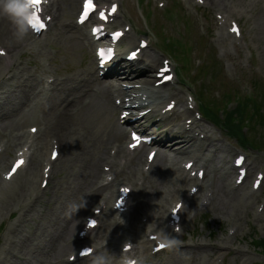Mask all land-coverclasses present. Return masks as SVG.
I'll return each instance as SVG.
<instances>
[{
  "label": "rangeland",
  "instance_id": "obj_1",
  "mask_svg": "<svg viewBox=\"0 0 264 264\" xmlns=\"http://www.w3.org/2000/svg\"><path fill=\"white\" fill-rule=\"evenodd\" d=\"M57 1L55 4H57ZM80 1H75L74 6L71 8L67 5L64 10L60 4L59 6L57 4V23L49 31L44 43L25 49L23 51L24 64L20 66L23 72L19 77L0 87V92H2L0 101L4 99L2 101L3 105H6L11 100L19 101L24 93L31 91L33 103L41 104L40 100L45 99L46 96V93L42 91L44 78L47 75H54L57 78V86L48 104L52 103L56 98L63 99L64 103L75 100L79 111L73 117L72 124L75 126L69 124L68 128L75 127L77 131L83 134L77 145L75 144L57 165L55 169L56 178L51 185L52 188H48L45 198L35 207L38 212L35 214L37 220H40L41 214L44 215V218L38 222L39 224L33 221H26L25 233L32 232L37 227L39 232L32 237L34 246L28 250L23 248L21 251L23 252L22 256L16 260L15 264H63L60 261L65 259L66 254L77 248L74 245L58 252L55 249L57 243L46 244L42 242L44 238L42 234L47 235L55 229L54 224L56 221L61 222L67 211L66 207L70 204V199L75 197L72 191H77L80 187L79 176L88 171L87 169L93 165V159L96 160V156L105 148L106 154L104 157H107L108 147L114 143L115 138L103 143L102 141L105 140L106 136L105 132L113 126L119 125L117 111L113 106L102 107V109L92 99L89 104H83V101L88 98L86 91L89 86L90 88H95L99 82L103 81H99L96 74H92L95 66L93 58L94 48L85 42V33H88L89 29L78 31L74 25ZM71 2L72 0H65L66 4ZM240 2H242L241 5L237 4L232 7L234 16L240 22V27L243 30V39H238L235 44L229 40H224L223 32L226 29L220 26L215 13L216 10L213 9L214 7L199 4L196 0H121L117 16H119V19H125L123 22L121 20L122 25L131 23L133 29L130 33L131 35L133 33V39L136 36L137 43L139 38L151 39V45L148 47L146 54H144L147 60L152 59V57L160 60L163 57H170L173 60L177 79L172 82L179 90L178 96L183 100V103H181L183 106L179 104L181 109H185L193 97L199 105V94H201L199 92L205 88L204 97L209 103L214 104V107H225L224 103L228 101L229 108L227 113L232 111L227 115L221 111L223 114L219 113L216 116L220 122L227 121L225 124H229V118L239 116V114L235 113L239 110L242 111L244 106V104L236 102H241L245 96L252 93V89L257 93L252 96L257 97L251 101L250 105L252 108L255 105V107L264 109V37L260 34L262 33L264 0H242ZM160 3H165L166 5L159 6ZM175 42H178L179 47L173 48ZM123 43V45H127L128 41L125 40ZM166 43L171 46L166 45ZM184 48L186 51L182 52ZM36 69L43 70L36 76H32L31 72ZM236 95L240 99H237ZM192 104L194 105V103ZM38 112L39 110L35 108L30 113V119L28 118L21 124L16 123L18 118H6V122L8 120H13L14 122V124H10L12 135L15 136V134L22 132V130L24 131V129L26 130L33 124L35 115ZM248 112H250L249 109ZM192 113L191 111L185 114L181 120L191 117ZM82 117L84 120H82ZM259 120L258 118L249 125L237 120L238 131H236L235 137L228 134L224 125L218 124L220 126L218 128L204 119H199L195 124V128L198 130L197 133L200 132L199 128H205L207 132L210 131L208 134L221 139L224 151L219 150L217 153L218 164H221L227 158L229 163L225 166H229L230 163H233V158L238 153H244L248 162L251 159L253 160L252 166H254L253 172H255L249 178V187L256 172L264 171V118L258 124ZM209 121L211 122V120ZM2 127L6 129L4 125ZM8 135L10 136L9 131H3L0 135V140L7 139L9 141ZM41 135L48 138L51 133H43ZM11 149L14 151L15 147ZM7 154H10V157L13 155L11 152H5L0 155V158L6 157ZM145 154L144 152V159ZM7 160L9 161L8 158ZM102 161L98 162V168ZM249 174H251L250 171ZM152 176H154V173L150 178ZM94 182L95 179L94 181L90 180L85 187L90 189ZM166 186L165 184L161 187L163 192L166 190ZM148 191L147 185L140 195L145 192L144 195H146ZM5 196L4 190L0 188V197ZM98 197L99 195L94 198L93 202ZM263 198L264 185L257 202L245 212L247 219L241 222L242 226L237 235L226 241L230 246L239 247L245 253L234 254L226 251L225 262L219 264H264V244H262L263 246L260 244L264 242V214H257L254 218L257 203L261 202ZM9 201L13 204L16 203V199H9ZM93 202H90L89 209ZM143 208V206H138L137 212L132 214L135 221H140V216L143 215ZM9 211L5 210L3 213H5L6 217L0 219L1 247L9 235L7 230L18 216V212H15L9 217L7 215ZM215 215L213 206L212 209L200 211L193 221L189 219L186 224L185 241L191 243L206 240V242L210 241L215 244L222 238H227L230 227L229 220L233 218L226 214L223 218ZM110 216L108 215L107 217ZM133 219L132 221H134ZM107 222L106 216H104L102 223H100L101 225L92 234L91 241L96 240L97 244L110 242L108 247L94 255L93 262H95L98 254H103L108 259L119 257L118 245L115 248V243L121 236L114 237L112 230L109 227L105 228ZM73 230L70 231V234H72ZM103 230L105 236H101ZM105 230H110V233H106ZM120 232L123 233V230L121 229ZM27 245L30 244L28 243ZM37 246L40 247L38 248ZM209 251V253L217 252L216 249L215 251ZM199 253L202 254L203 252ZM199 253H196V255H199ZM187 255L192 257V252L169 250L157 257L149 260L146 258L145 260L148 261L146 264H179L180 262L177 263V259Z\"/></svg>",
  "mask_w": 264,
  "mask_h": 264
},
{
  "label": "bare ground",
  "instance_id": "obj_2",
  "mask_svg": "<svg viewBox=\"0 0 264 264\" xmlns=\"http://www.w3.org/2000/svg\"><path fill=\"white\" fill-rule=\"evenodd\" d=\"M75 1L77 0H72L73 3L71 2L69 4H66L65 0H58V3L60 4L61 8L64 10V7H67V5H69V8L74 6ZM207 1L211 2L214 9L217 8L221 12L222 16H224V13L228 14L229 16L230 15L234 16L232 7L236 6L237 4L241 5L242 3L240 2L242 0H219V1L207 0ZM11 31L12 29L10 22L4 17H0V37H2V42L4 46V47L1 46L0 49H5L6 51L10 50L9 51L10 53L14 50H17L16 47L21 46V42L14 41ZM261 32L262 33L260 34H262L264 37V16H263V23L261 24ZM23 41H26L28 44H30L31 40H29L28 34ZM148 61L150 62L145 61V59L142 57V60L135 62V71L139 73V71L141 70L146 74L145 76L139 78V83L142 84L141 86H145V87L149 85H153L154 90H156L157 92H162V88H164V85L155 86L156 80H154L152 77L153 71L160 64V59H154L152 57V59ZM8 66L9 65H7L6 67ZM121 66H123V64H121ZM131 69H132V73L134 74L135 71L133 66ZM42 70L43 69H36L34 72L31 71L30 72L32 76H36V74L41 73ZM93 73L94 74L96 73V68L93 69L92 74ZM111 76L116 81H120L123 75H121V73L119 72H113L109 75V77ZM105 82L104 81L99 82V84L95 88H90L89 86L88 90L86 91L87 96H90L92 100L96 101V104L100 105L101 108L102 107L105 108L107 106H111V107L114 106L113 94L115 91H117L114 89H110V86ZM172 88L174 90H177L175 87ZM119 90H121V88H119ZM126 90L131 97H134L136 95L135 87H130L129 89L126 88ZM169 93L174 94L175 92L169 91ZM1 96L2 95L0 93V97ZM31 96H32V91L28 93H24L23 96H21V98L19 99V101L11 100L10 102L8 101L6 105H3L4 103H2L4 99L0 101V135L3 133V131H9L10 134V136L8 135L9 143H6V149H5L6 151H9L12 147L17 146L23 137V133L19 132L16 134L17 136L12 135V129L10 127V124H14V122L13 120H8V122H6L5 119L11 117L18 118L17 122L16 121L15 122L17 124H21L23 121L28 120V118L30 119V113H32V111L35 108L40 109V115L37 116L36 121L41 124L42 132L44 134L52 133L53 136L46 139L45 137H43L42 145L40 146V148H38V150H37L38 144L33 145L34 152L32 154H37V155L32 161V167H31L32 178L30 183L32 189H39L38 186H36L37 179L40 176V172H39L40 168L38 166L39 151L42 152L44 149L47 148L52 137L56 139L55 143H58L61 151L64 150L68 151L70 148L71 149L73 148V145L75 144L77 145L78 140L83 137V134L78 132L77 128L75 127L68 128L69 124H72L74 120L73 119L74 115L79 111L75 100L70 101L69 103H64L63 99L56 98L50 104H48L47 102L46 104L36 105L33 103ZM178 102L183 103V100L181 99L180 96L178 97ZM188 112L191 111L190 110L185 111V113ZM178 117H181V115H178ZM82 120H84L83 117ZM159 120L160 121L158 122L162 123L164 121V118H160ZM2 125H4L6 129H4ZM193 125H195V122H193ZM199 130L201 133L206 134V138L203 141H201L198 137L196 138L193 132H190L189 134L183 133L184 131L177 133L178 139H170L169 137L163 134L159 135L157 140L159 144L162 145L161 149H159L160 156L157 155V157H155L156 162L155 163L152 162L148 167L146 166L147 163H144L142 166V162H143L142 156H138L135 160H131L128 162L126 161L124 164H119L120 166H114V165L111 166V172L114 173L113 175L116 176L115 179L120 178L119 181L122 182L118 183L119 185L118 191H117V187H118L117 185L112 195L105 194V196L104 193L112 189L113 179L110 183L107 184V188L109 189L107 188L105 189L103 186L94 188L92 187V185L90 189H87V187H85L90 180L94 181L95 179L96 183L103 180L102 177H104V174H102L100 170V166L98 168V162L103 160L106 154V148L104 147L105 148L104 150L102 148L103 151L96 156V160L93 159L92 161L93 165L89 169H87L88 171H86L85 173L81 172L83 174L79 176L80 187L77 191H72L75 197L73 199L72 198L70 199V204H68V206L66 207L67 211L64 217L62 218L61 222L56 221L54 224L55 229H53V231H50L47 235L42 234V236L44 237L42 239V242L46 244L57 243L56 244L57 247L55 249L58 250V252L64 251L65 249L71 248L75 244H78V242L75 239L71 238L70 231L73 230L75 226L77 225L80 226L82 224L81 220L78 222L81 216L84 217L86 214L89 215V212H91V210L88 208V206L90 205V202L94 201V198L99 193L102 194L101 197L103 198L104 204H107L102 214H106L107 212H114V213H121V215H124V213H127L128 210L131 209L132 207L134 209V212H137L138 206L144 207L143 217H145V219L143 223L132 222L131 224L130 222L128 228L129 234L124 235L123 240L133 239L135 242L137 241V242L150 244L151 235L158 234V237L169 236L170 239L169 241L173 242L175 241V239L172 238V234L177 235L181 233L182 229L186 227L188 221L187 214H192V218L193 217L195 218L197 213L200 211V209L198 208L199 205L201 209H212L214 206V211L216 214L215 216L219 218H223L225 214L230 215V217L233 218L232 220H229L230 229L233 230L230 236L235 237L238 231L241 229L242 226L241 222L247 219V215L245 212H247L249 208H252V206L259 199V194L263 190L264 179L262 180L261 186L258 190H254V189L250 190V189H246L247 186L241 188L240 185H235L236 181L235 183L233 182L234 176L236 175V180H237L239 173L238 174L235 173L237 169L234 167V164L226 167L225 165L226 164L228 165L229 163V160L227 158L220 165L218 164L217 160H215V156L218 153V151L219 150L224 151V147L222 145L221 139L215 138L211 134H208L210 131L207 132L205 128H199ZM105 134L106 136H105V140L102 141L103 143L105 142L107 143L109 142V139L115 138L113 144L117 146V154L114 156V158H116L119 152L122 151V149L125 147L124 144H125V139L127 137L126 130L123 125L122 126L118 125V126H113L111 129L106 130ZM181 145L182 147H179ZM112 147L110 148L108 147L107 152H110ZM225 148L227 147L225 146ZM142 153L143 152H140L136 154V156L141 155ZM172 153H176V155L172 156L169 159L167 156ZM180 157L189 158L188 160L183 162H187V161L193 162V167L191 168V170L186 169L185 167L179 165L180 162L182 164V160H183L180 159ZM5 159H6L5 157L0 158V165L6 163ZM107 159H109V156ZM194 165H199L197 172L201 169L206 170V173H204L202 179H200L198 175L197 177L192 176L191 172L195 170ZM250 166L249 169L253 170V168ZM153 173L154 176L150 178V176ZM205 177L206 180H204ZM147 180H149L148 184H147ZM203 181H205L204 182L205 184L203 183ZM165 184L167 186L165 188L166 190H164L163 192L161 190V187L164 186ZM21 185H25V184L22 183ZM130 185L133 188L134 196L132 198H129L127 201L128 210L123 213L117 210L116 208H114V205H111L112 206L111 208L110 202H112L113 200L112 196H114L115 199H117L119 197L120 188L123 186H130ZM147 185L149 188L148 194L144 195L146 193L145 192L143 195H140L141 192L144 190L145 186ZM188 185H191V189L194 186H198L199 189H197L195 193H191L190 192L191 189L190 191H188L187 189ZM238 192H239V196H238ZM198 193H200L199 196ZM245 199H247V201H245ZM0 201H1V206H4L6 204L7 198L0 197ZM96 201L93 203H96ZM215 202H216V206H215ZM113 204L116 203L114 202ZM177 204H181V209L179 211L180 220L177 224L176 223L172 224L171 222L172 210ZM170 208L171 210H169ZM256 211L257 209H255L254 211L255 214V215L253 214L254 218L257 216V212H260V215L264 214V209L262 211H257V212ZM37 213L38 212L34 209L33 212L28 213L25 216H30V220L39 224L38 222L44 218V215L41 214L40 220H37V217L35 216V214ZM98 217L100 218V216ZM0 218H3V216L0 215ZM119 218L120 220H123L122 216H120ZM24 220L25 217H21L20 219H18V225L14 226L12 224L7 230V232L11 234L9 235L10 237L7 239L6 242L7 247L2 248L0 250V252H3L5 255L3 257H0V264H6V263L15 264L16 260L22 256L23 252L21 251L23 248L25 250H28L32 246H34V240H32V237L38 234L39 228L37 227L36 230L25 233L24 229L27 227V225H25L23 228L21 227L23 225L21 222ZM106 220L109 222L106 223L105 228L109 227L112 230L114 237L121 236L122 238L123 234L120 232V230L123 228L122 222H120V220L113 222V220L111 221L110 217H108ZM85 225L86 224L83 223L80 226L82 227L80 230H82L85 227ZM179 225L182 227H180L179 231L176 232L175 231L176 227ZM105 232L110 233V230L109 231L105 230ZM101 234H102L101 236H105L104 230L102 231ZM89 236L87 238H89ZM121 238L117 239V241L121 240ZM227 240L228 238H224V239L222 238L219 242L215 244H213L210 241L206 242V240H202L201 243L199 242L191 243L194 244L197 250H189V249L187 250L192 252L191 256L195 259L192 260L191 257L187 255L185 257H179L177 259L178 260L177 263L192 261L193 264H211L216 256V252L209 253L210 252L209 250L215 251V249L218 248L219 246L223 244H227L226 242ZM94 242L97 244L96 240H94ZM28 243L30 245H27ZM37 247L39 248L40 246ZM96 247L98 248V246ZM97 248L96 251L98 250ZM143 248H145V246H143L142 249ZM222 248L226 249L227 252H233L234 254L245 253L239 247L233 248V247L224 246ZM133 249H135V247H133ZM199 252H203V253L200 254ZM111 253L113 255L112 250ZM196 253H199V255H196ZM212 264H214V261Z\"/></svg>",
  "mask_w": 264,
  "mask_h": 264
},
{
  "label": "clouds",
  "instance_id": "obj_3",
  "mask_svg": "<svg viewBox=\"0 0 264 264\" xmlns=\"http://www.w3.org/2000/svg\"><path fill=\"white\" fill-rule=\"evenodd\" d=\"M34 9L29 0H0V17L6 18L11 25V34L16 42H22L32 28L29 19ZM168 241L167 244H171ZM167 244L163 246H167ZM134 259L122 256L120 264H134ZM95 264H109L108 258L103 254H98ZM136 264V262H135Z\"/></svg>",
  "mask_w": 264,
  "mask_h": 264
},
{
  "label": "snow or ice",
  "instance_id": "obj_4",
  "mask_svg": "<svg viewBox=\"0 0 264 264\" xmlns=\"http://www.w3.org/2000/svg\"><path fill=\"white\" fill-rule=\"evenodd\" d=\"M29 2L31 3L34 11L32 13V16L30 17L29 19V23L30 25L32 26V29L33 30H36V31H39L40 29H43L45 27L44 23L40 20V17L38 15L39 13V8H40V4L42 3V0H29ZM85 6H86V9L87 8H91L93 7L92 3H91V0H85ZM113 10H115V6H113ZM101 16L103 17L104 16V13H101ZM233 31H236L238 33V29H233ZM117 36L120 35V33H116ZM102 55H103V51H102ZM133 55H135V53H133ZM169 107H171V105H169ZM34 131V130H33ZM134 139H138L137 137H133ZM134 146V145H132ZM239 162V161H238ZM23 163V160H18L16 162V166L13 168V172L15 171V168L16 167H19L21 164ZM11 172L9 173V176H11ZM127 191V190H125ZM92 224H95V221H92ZM160 247H163V245H161Z\"/></svg>",
  "mask_w": 264,
  "mask_h": 264
},
{
  "label": "trees",
  "instance_id": "obj_5",
  "mask_svg": "<svg viewBox=\"0 0 264 264\" xmlns=\"http://www.w3.org/2000/svg\"><path fill=\"white\" fill-rule=\"evenodd\" d=\"M246 110H248V108L246 107V108H244V110L243 111H238L237 113L241 116V119L243 120L244 118V114H245V112H246ZM258 111H260V109H258ZM208 114H210V111L208 110ZM213 118L214 119H217V117L216 116H213ZM231 119V120H230ZM229 124H226L227 125V127L229 128V130H230V132L233 134V135H235L236 134V131H238V124H237V118L236 117H231V118H229ZM227 122V121H226ZM258 122H260V121H258Z\"/></svg>",
  "mask_w": 264,
  "mask_h": 264
}]
</instances>
